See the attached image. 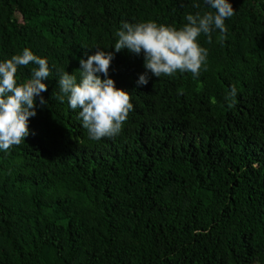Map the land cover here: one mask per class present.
Returning <instances> with one entry per match:
<instances>
[{
  "label": "trees",
  "instance_id": "obj_1",
  "mask_svg": "<svg viewBox=\"0 0 264 264\" xmlns=\"http://www.w3.org/2000/svg\"><path fill=\"white\" fill-rule=\"evenodd\" d=\"M228 2L227 39L198 37V79L138 86L143 54L114 50L122 23L180 29L215 11L204 0H0V62L28 48L51 70L30 135L0 150V264H264V0ZM98 50L134 109L97 142L55 94Z\"/></svg>",
  "mask_w": 264,
  "mask_h": 264
},
{
  "label": "clouds",
  "instance_id": "obj_2",
  "mask_svg": "<svg viewBox=\"0 0 264 264\" xmlns=\"http://www.w3.org/2000/svg\"><path fill=\"white\" fill-rule=\"evenodd\" d=\"M204 3L215 11L203 15L187 14V23L180 29L154 21L122 23L115 34L118 40L114 50L120 53L126 49L135 56L143 54L146 71L140 75L138 86L148 84L149 72L158 79L174 77L177 72L191 73L193 79H198L201 70H206L208 50L198 43V37L204 34L211 43L213 31L219 30L221 40L227 39L225 20L231 18L235 10L228 0H204ZM113 58L112 53L98 50L86 60L81 59L79 82L75 75L59 72L60 91L55 94L56 99L64 103L67 98L71 110L79 109L82 127L87 130L89 139L97 142L117 137L134 109L131 95L117 88L115 81L108 78ZM30 64L36 66L31 77L19 83L18 69ZM50 75L48 61L28 48L23 49L22 54L0 62V150L7 152L13 146L21 145L30 135L29 119L37 115L36 98L40 97L41 106H47L41 96L47 91V85L42 81ZM236 96L237 88L233 85L225 97L229 108L235 105Z\"/></svg>",
  "mask_w": 264,
  "mask_h": 264
}]
</instances>
